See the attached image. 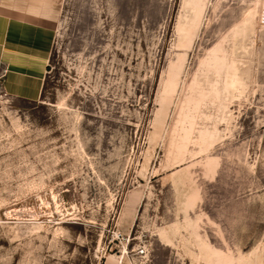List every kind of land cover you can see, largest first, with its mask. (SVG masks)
Here are the masks:
<instances>
[{"label": "rangeland", "instance_id": "1", "mask_svg": "<svg viewBox=\"0 0 264 264\" xmlns=\"http://www.w3.org/2000/svg\"><path fill=\"white\" fill-rule=\"evenodd\" d=\"M260 0H61L35 103L0 88V264H264Z\"/></svg>", "mask_w": 264, "mask_h": 264}, {"label": "crops", "instance_id": "2", "mask_svg": "<svg viewBox=\"0 0 264 264\" xmlns=\"http://www.w3.org/2000/svg\"><path fill=\"white\" fill-rule=\"evenodd\" d=\"M61 0H0V88L14 99H41ZM104 264H130L125 256Z\"/></svg>", "mask_w": 264, "mask_h": 264}, {"label": "built area", "instance_id": "3", "mask_svg": "<svg viewBox=\"0 0 264 264\" xmlns=\"http://www.w3.org/2000/svg\"><path fill=\"white\" fill-rule=\"evenodd\" d=\"M259 25L260 27H264V0H261V8L259 15Z\"/></svg>", "mask_w": 264, "mask_h": 264}, {"label": "trees", "instance_id": "4", "mask_svg": "<svg viewBox=\"0 0 264 264\" xmlns=\"http://www.w3.org/2000/svg\"><path fill=\"white\" fill-rule=\"evenodd\" d=\"M51 59V58H50ZM50 70V63H49V66H48V68H47V71H49ZM48 73V72H47ZM47 75H46V78H45V81H44V85H43V91H42V96H43V94H44V91H45V88H46V85H47ZM41 96V97H42ZM33 103H35V102H33Z\"/></svg>", "mask_w": 264, "mask_h": 264}, {"label": "bare ground", "instance_id": "5", "mask_svg": "<svg viewBox=\"0 0 264 264\" xmlns=\"http://www.w3.org/2000/svg\"><path fill=\"white\" fill-rule=\"evenodd\" d=\"M258 7H259V14L257 16V20H258V24H259V15H260V8H261V0H260V3H258ZM262 28H264V27H262Z\"/></svg>", "mask_w": 264, "mask_h": 264}]
</instances>
